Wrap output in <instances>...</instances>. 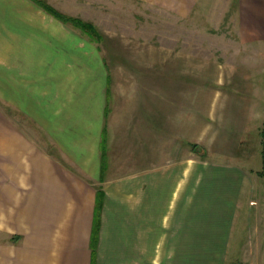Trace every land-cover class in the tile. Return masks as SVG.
I'll use <instances>...</instances> for the list:
<instances>
[{"label":"crops","instance_id":"crops-1","mask_svg":"<svg viewBox=\"0 0 264 264\" xmlns=\"http://www.w3.org/2000/svg\"><path fill=\"white\" fill-rule=\"evenodd\" d=\"M132 1L178 20L207 2ZM233 15L241 45L264 40V0ZM178 41L108 56L35 0H0V264H226L251 168L204 155ZM240 261L264 264V219Z\"/></svg>","mask_w":264,"mask_h":264},{"label":"rangeland","instance_id":"rangeland-1","mask_svg":"<svg viewBox=\"0 0 264 264\" xmlns=\"http://www.w3.org/2000/svg\"><path fill=\"white\" fill-rule=\"evenodd\" d=\"M36 2L54 13L91 24L101 35L99 44L108 56H125L126 52L130 57L142 47L140 42L148 41L149 45L156 40L165 50H172L179 40L174 49H179L181 55L190 53L184 62L189 59L191 69L196 72L200 124L212 121L209 133L198 136L197 142L206 157L251 168L250 201L238 208L226 261V264L241 263L246 252H251L257 228H262L264 219V179L256 175L261 168L260 131L264 122V40L248 46L238 42L234 29L235 0H207L204 13L186 20L132 0Z\"/></svg>","mask_w":264,"mask_h":264},{"label":"trees","instance_id":"trees-1","mask_svg":"<svg viewBox=\"0 0 264 264\" xmlns=\"http://www.w3.org/2000/svg\"><path fill=\"white\" fill-rule=\"evenodd\" d=\"M36 1V0H35ZM39 6L44 8L48 13L52 14L53 16L57 17L60 21H62L65 24H70L72 25L71 27L74 29H79L80 33L84 34L89 40L94 41V42H99L102 40L101 35H99L95 28L89 24L88 22H84L80 19L76 18H67L59 13H54L49 7L46 5H43L40 2H37ZM74 26V27H73ZM260 143H261V168L258 171V174L260 176H264V122L262 124V129L260 131ZM241 264V263H237Z\"/></svg>","mask_w":264,"mask_h":264}]
</instances>
